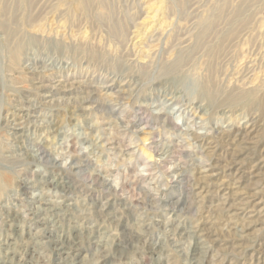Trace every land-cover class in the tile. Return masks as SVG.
I'll list each match as a JSON object with an SVG mask.
<instances>
[{
  "label": "rangeland",
  "instance_id": "rangeland-1",
  "mask_svg": "<svg viewBox=\"0 0 264 264\" xmlns=\"http://www.w3.org/2000/svg\"><path fill=\"white\" fill-rule=\"evenodd\" d=\"M0 264H264V0H0Z\"/></svg>",
  "mask_w": 264,
  "mask_h": 264
},
{
  "label": "bare ground",
  "instance_id": "bare-ground-1",
  "mask_svg": "<svg viewBox=\"0 0 264 264\" xmlns=\"http://www.w3.org/2000/svg\"><path fill=\"white\" fill-rule=\"evenodd\" d=\"M53 88V87H52ZM46 209H50L51 210V208H49V207H46ZM66 253H69L68 251H65Z\"/></svg>",
  "mask_w": 264,
  "mask_h": 264
}]
</instances>
